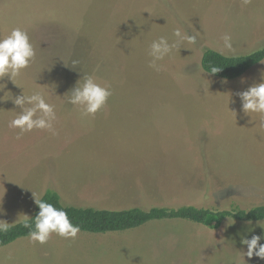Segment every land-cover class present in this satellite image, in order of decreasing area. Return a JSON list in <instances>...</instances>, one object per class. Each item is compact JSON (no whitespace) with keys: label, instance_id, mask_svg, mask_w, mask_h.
I'll use <instances>...</instances> for the list:
<instances>
[{"label":"rangeland","instance_id":"374dc122","mask_svg":"<svg viewBox=\"0 0 264 264\" xmlns=\"http://www.w3.org/2000/svg\"><path fill=\"white\" fill-rule=\"evenodd\" d=\"M185 26L203 43L182 45L155 72L150 43ZM16 27L28 32L36 59L17 85L0 80V222L32 216L46 189L117 210L264 205V125L243 113L238 95L262 82L264 61L238 80L201 65L204 47L220 51L224 34L235 48L228 55L264 47V0H0V38ZM83 75L113 90L94 117L66 102ZM21 87L55 105L56 134L16 139L8 123L20 109L10 98ZM252 235L264 236L255 221L230 217L211 229L164 219L75 240L53 234L43 245L21 237L0 247V264H264L245 256L241 239Z\"/></svg>","mask_w":264,"mask_h":264},{"label":"clouds","instance_id":"9594fccd","mask_svg":"<svg viewBox=\"0 0 264 264\" xmlns=\"http://www.w3.org/2000/svg\"><path fill=\"white\" fill-rule=\"evenodd\" d=\"M248 3L249 0H244ZM173 39L167 36H160L154 39L148 48L149 67L159 73L163 70L160 63L165 58H171L174 51L182 49V45H197L201 38V32L196 29L189 31L177 27L172 32ZM221 55L227 52L234 53L233 38L230 34H224L222 37ZM183 49H189L183 47ZM36 59V49L28 32L22 28H13L9 35L0 38V80L8 77L15 84V78L21 72L30 67ZM80 61L73 60L71 66H78ZM221 71L220 67L213 66L209 71L212 74ZM264 77V74H262ZM83 80V83H81ZM17 85V84H16ZM6 84L0 83V91H3ZM22 88V87H21ZM23 89V88H22ZM205 89V94L207 93ZM6 95V93H5ZM0 99L4 100V97ZM66 95V102L73 107L79 106L83 117L95 116L106 107L113 90L110 85H101L96 81L93 75H83L77 84ZM243 113L252 118V114H258L261 117V123L264 124V79L256 83L247 90L238 93ZM13 103L19 107L18 114L9 121L8 127L18 129L16 139L19 140L26 133L34 130L48 131L56 134L55 123L57 122V112L55 105L49 103L45 95L41 92H33L28 95L25 90L21 95L10 98ZM9 100V99H8ZM35 202L39 207V212L33 223L25 221L24 226L29 228L28 238L32 243L41 245L48 243L52 235H58L66 240H75L78 238L81 228L74 224L69 217L65 207H56L42 199L35 197ZM70 206V205H69ZM3 221V220H0ZM251 223V222H249ZM229 221L228 226H231ZM257 224L264 228V219L258 220ZM13 225L8 222H0V234L7 233ZM264 236L252 235L251 238L242 237L241 243L247 246L245 256L248 258L257 257L264 260V244L261 240Z\"/></svg>","mask_w":264,"mask_h":264},{"label":"trees","instance_id":"16d2710c","mask_svg":"<svg viewBox=\"0 0 264 264\" xmlns=\"http://www.w3.org/2000/svg\"><path fill=\"white\" fill-rule=\"evenodd\" d=\"M185 30L192 33V28L185 26ZM202 39V34L201 38ZM203 43V39H202ZM264 60V47L241 55H221L219 50L204 47L201 56L202 68L207 72L211 67H220L221 71L212 74L224 79H235L241 77L250 68ZM42 200L55 205L65 207L69 217L74 224H78L81 232L92 234H104L109 232H120L139 228L149 222L164 219H185L211 229H218L225 219L236 218L240 221H255L264 219V205L251 208L236 207L234 210H211L209 208H198L196 206L165 207L155 206L143 209L139 206L125 209H106L94 206H81L68 203L57 190L46 189ZM70 205V206H69ZM39 212L36 205L35 211L29 218L13 226L7 233L0 234V247L6 246L21 237H28L29 228L24 226L26 220L33 223Z\"/></svg>","mask_w":264,"mask_h":264},{"label":"crops","instance_id":"0c3cea01","mask_svg":"<svg viewBox=\"0 0 264 264\" xmlns=\"http://www.w3.org/2000/svg\"><path fill=\"white\" fill-rule=\"evenodd\" d=\"M263 61H264V60H263ZM261 63H262V62H261ZM259 64H260V63H259ZM259 64H257V65H259ZM257 65H256V66H257ZM256 66H254V67H256ZM254 67L250 68L249 70H252ZM249 70H248L247 72H249ZM247 72H246V73H247ZM246 73H245V74H246ZM245 74H243V75H245ZM239 78H240V77H239ZM236 80H238V78H236ZM263 125H264V124H263Z\"/></svg>","mask_w":264,"mask_h":264}]
</instances>
